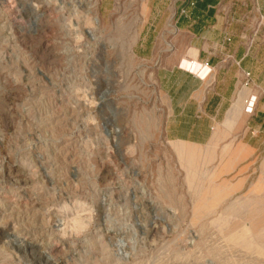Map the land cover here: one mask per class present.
<instances>
[{
	"label": "rangeland",
	"instance_id": "obj_1",
	"mask_svg": "<svg viewBox=\"0 0 264 264\" xmlns=\"http://www.w3.org/2000/svg\"><path fill=\"white\" fill-rule=\"evenodd\" d=\"M144 2L0 0V264H264V156L165 140Z\"/></svg>",
	"mask_w": 264,
	"mask_h": 264
},
{
	"label": "crops",
	"instance_id": "obj_2",
	"mask_svg": "<svg viewBox=\"0 0 264 264\" xmlns=\"http://www.w3.org/2000/svg\"><path fill=\"white\" fill-rule=\"evenodd\" d=\"M144 9L139 47L149 46L157 57L165 140L204 146L234 132L225 171L232 175L240 167L235 179L246 182L264 156V0H145ZM157 26L160 50L152 35ZM182 61L191 62L199 78L181 68ZM174 147L192 162L199 157V151Z\"/></svg>",
	"mask_w": 264,
	"mask_h": 264
},
{
	"label": "bare ground",
	"instance_id": "obj_3",
	"mask_svg": "<svg viewBox=\"0 0 264 264\" xmlns=\"http://www.w3.org/2000/svg\"><path fill=\"white\" fill-rule=\"evenodd\" d=\"M173 31V29H172ZM180 67L183 68V69H186L187 71H190L192 70V63L191 62H186V61H182L180 63ZM249 109V106H247V110Z\"/></svg>",
	"mask_w": 264,
	"mask_h": 264
},
{
	"label": "built area",
	"instance_id": "obj_4",
	"mask_svg": "<svg viewBox=\"0 0 264 264\" xmlns=\"http://www.w3.org/2000/svg\"><path fill=\"white\" fill-rule=\"evenodd\" d=\"M200 71H203V69L202 70H200ZM190 72V71H189ZM194 77H197V78H199V73H197V74H195V73H192V72H190ZM248 76H249V74L248 73H246L245 74V78H248ZM244 86H247V83L245 82L244 83Z\"/></svg>",
	"mask_w": 264,
	"mask_h": 264
}]
</instances>
